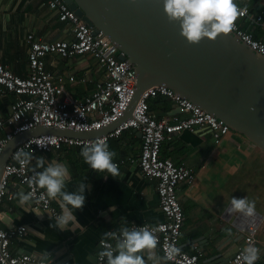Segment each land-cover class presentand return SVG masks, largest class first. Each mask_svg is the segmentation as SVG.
I'll list each match as a JSON object with an SVG mask.
<instances>
[{
  "label": "crops",
  "instance_id": "crops-1",
  "mask_svg": "<svg viewBox=\"0 0 264 264\" xmlns=\"http://www.w3.org/2000/svg\"><path fill=\"white\" fill-rule=\"evenodd\" d=\"M235 2L252 12L264 13V0ZM235 20L264 41V26H255L241 15ZM29 33L50 42L70 38L67 25L57 20L45 0H0V62L20 77L27 76L26 35ZM90 58L85 55L66 60L48 55L45 66L53 76L65 79L66 92L72 97L83 98L103 79L97 62L85 64ZM74 60L76 68L64 63ZM12 100V95L0 94V118L8 115ZM162 100L168 103V109L165 110L160 102L151 112L158 116L174 113L172 104ZM140 143L137 134L128 131L110 140L108 145L116 153L115 161H125L137 158ZM161 156L192 168L196 174L193 184H180L176 190L184 214L180 237L183 249L192 253L197 248L202 254L199 264H228L242 243V235L232 225L234 216L241 212L229 211L230 199L245 197L255 202L254 214L260 218L255 236V246L260 254L254 264H264V151L232 131L219 144H214L208 133L197 129L181 132L163 143ZM37 157H43L45 165L52 160L68 165L71 177L66 180V191L76 190L78 182L85 177L90 189H85L82 208L75 210L77 222H71L68 229L59 230L53 226L54 218L48 213L34 209L31 203L21 204L19 194L26 192L10 181L8 191L12 198L9 200L6 195L2 201L0 228L23 226L26 230L23 238L10 243L13 254L28 253L40 257L46 251L50 264H94L99 241L106 230H121L131 224H157L164 220L159 209L156 181L143 177L134 164L124 162L118 167L119 174L113 177L90 169L78 148L32 156L30 167L41 171L42 168L36 167ZM240 175L255 178L257 186L246 188ZM51 202L60 211L57 200L51 199ZM155 251L161 255L157 247ZM141 254L145 256L146 264H151L147 260V251L141 250ZM160 264L171 263L161 260Z\"/></svg>",
  "mask_w": 264,
  "mask_h": 264
},
{
  "label": "built area",
  "instance_id": "built-area-1",
  "mask_svg": "<svg viewBox=\"0 0 264 264\" xmlns=\"http://www.w3.org/2000/svg\"><path fill=\"white\" fill-rule=\"evenodd\" d=\"M45 5L59 22L67 25L70 38L50 42L37 39L31 33L27 34L26 77L14 74L0 62V94L13 96L8 115L0 118V155L14 136L37 126L74 131L99 130L106 127L122 117L135 92L136 80L133 70L126 61L119 59L121 54L107 37L101 32L94 33L93 29L70 10L63 0H45ZM240 9L241 16L247 22L255 26H264V13L252 12L243 7ZM230 30L241 42L264 57V42L241 29L236 20ZM48 55L66 60L88 55L97 62L103 79L83 98L72 97L65 90V79L53 76L46 70L45 58ZM157 97L168 100L175 112H167L160 116L152 113L148 101ZM197 129L208 133L214 144H219L230 132L222 121L196 107L189 100L174 94L170 89L162 86L151 87L141 94L131 117L107 134L94 139L40 135L19 144L12 154L23 148L25 151H31L34 156L64 148H81L97 140H105L109 144L110 140L119 138L124 132H140L141 143L137 158L114 161L118 167L124 162L134 164L143 177L156 181L159 209L164 220L157 224H131L127 228L147 225L154 229L161 256H167L170 244L178 247L180 251L166 259V262L199 264L201 252L195 248L194 252L189 253L183 249L180 242L184 214L176 196L178 186L193 184L196 174L190 167L160 157L163 143L171 141L181 132H193ZM12 154L0 179V206L6 195L9 200L12 198L8 191L9 183L12 181L13 184L23 187L26 193L28 191L34 193V198L30 201L34 209L42 210L55 218L59 210L52 205L51 199L46 196L45 199H41L44 190L28 183V179L39 171L30 167V161L28 165L20 166ZM232 225L242 235V243L228 264H245L241 252L250 243L256 245L255 236L260 227V218L256 214L246 216L237 213ZM108 232H115L116 237H106L105 233ZM25 233L23 226L0 228V264H38V256L28 253L13 254L10 250V243L14 239L23 238ZM105 233L99 241L97 253L104 246L101 240H107V243L115 247L120 238V230L108 229ZM94 264H107V261L98 260L96 254Z\"/></svg>",
  "mask_w": 264,
  "mask_h": 264
},
{
  "label": "water",
  "instance_id": "water-1",
  "mask_svg": "<svg viewBox=\"0 0 264 264\" xmlns=\"http://www.w3.org/2000/svg\"><path fill=\"white\" fill-rule=\"evenodd\" d=\"M63 1L118 49L119 59L135 74L134 95L122 117L99 130L37 126L14 136L0 155V179L13 150L24 141L40 135L100 137L131 117L145 90L159 86L189 100L264 151V57L234 32L187 42L178 22L167 19L163 0ZM134 132L141 138L140 132Z\"/></svg>",
  "mask_w": 264,
  "mask_h": 264
},
{
  "label": "clouds",
  "instance_id": "clouds-1",
  "mask_svg": "<svg viewBox=\"0 0 264 264\" xmlns=\"http://www.w3.org/2000/svg\"><path fill=\"white\" fill-rule=\"evenodd\" d=\"M163 10L169 21L178 22L180 35L190 43L228 33L235 19L242 14L235 0H163ZM115 155L105 140H97L80 148V156L90 169L100 173L106 172L113 177L119 174L118 165L114 161ZM12 157L20 166H25L32 159V153L20 148ZM36 167L42 170L30 177L28 183L44 190L41 199H45L46 196L57 200L60 211L53 220V226L59 230L68 229L71 222H77L75 210L82 208L85 202V189H90V185L85 183L87 177L78 182L76 190L66 191V180L71 177L66 163L52 160L45 165L44 158L37 157ZM33 198L32 191L19 194V202L24 205L30 204ZM230 204L229 211H240L246 216H252L255 212V202L245 197H231ZM105 236L116 237V233L108 232ZM119 236L115 247L107 243V240H101L104 246L97 253L98 260L106 259L107 264H146L145 256L141 254V250H145L147 260L151 264H160L161 260H166L180 251L178 247L170 244L167 256L159 255L155 251L158 238L154 234V229L147 225L123 227ZM259 254L260 250L251 243L241 252L245 264H254ZM38 264H50L49 253L44 251L39 257Z\"/></svg>",
  "mask_w": 264,
  "mask_h": 264
},
{
  "label": "rangeland",
  "instance_id": "rangeland-1",
  "mask_svg": "<svg viewBox=\"0 0 264 264\" xmlns=\"http://www.w3.org/2000/svg\"><path fill=\"white\" fill-rule=\"evenodd\" d=\"M88 56V55H87ZM67 62V63H66ZM66 62H64L65 63V65L66 64H70L71 65V67L72 68H76L77 67V62L74 60L73 62L72 61H66ZM85 64H90V65H95L96 64V61L94 60V59H92V58H90L88 61H87V63H85ZM85 64H83V65H85ZM258 161H260V158L258 159ZM250 172H252V171H250ZM240 177L242 178V182L244 183V186L246 187V188H251V186L252 187H256L257 185H256V182L253 180V179H255V178H249V177H246V175H240ZM257 184L259 185L260 184V182L259 181H257ZM253 193H255V192H253Z\"/></svg>",
  "mask_w": 264,
  "mask_h": 264
},
{
  "label": "trees",
  "instance_id": "trees-1",
  "mask_svg": "<svg viewBox=\"0 0 264 264\" xmlns=\"http://www.w3.org/2000/svg\"><path fill=\"white\" fill-rule=\"evenodd\" d=\"M240 28L243 29V30H245V31H247V32H249V30L246 29L245 27H241V26H240ZM255 38H256L257 40H260V39L257 38V37H255ZM260 41H261V40H260ZM262 42H264V41H262ZM160 102H162L161 105H164L165 110H167V109H168V107H167V106H168V103L165 102V101H163L161 97H157V98H155V99H152V100H149V101H148L149 110L151 111V109L154 108V105L159 104ZM78 149H80V148H78ZM160 157H162L161 154H160Z\"/></svg>",
  "mask_w": 264,
  "mask_h": 264
}]
</instances>
